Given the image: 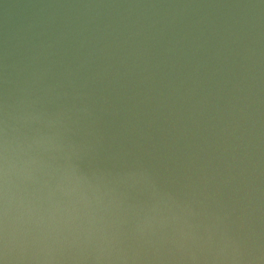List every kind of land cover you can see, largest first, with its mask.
I'll return each instance as SVG.
<instances>
[{
	"label": "water",
	"instance_id": "water-1",
	"mask_svg": "<svg viewBox=\"0 0 264 264\" xmlns=\"http://www.w3.org/2000/svg\"><path fill=\"white\" fill-rule=\"evenodd\" d=\"M0 264H264V0H0Z\"/></svg>",
	"mask_w": 264,
	"mask_h": 264
}]
</instances>
